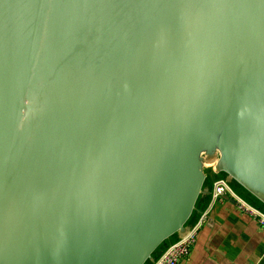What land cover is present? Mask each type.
<instances>
[{"label": "water", "instance_id": "95a60500", "mask_svg": "<svg viewBox=\"0 0 264 264\" xmlns=\"http://www.w3.org/2000/svg\"><path fill=\"white\" fill-rule=\"evenodd\" d=\"M206 164L264 205V0H0V264H144Z\"/></svg>", "mask_w": 264, "mask_h": 264}, {"label": "crops", "instance_id": "0c3cea01", "mask_svg": "<svg viewBox=\"0 0 264 264\" xmlns=\"http://www.w3.org/2000/svg\"><path fill=\"white\" fill-rule=\"evenodd\" d=\"M212 176L206 177L208 187L198 209L208 200ZM178 264H264V228L232 201L216 203L189 255Z\"/></svg>", "mask_w": 264, "mask_h": 264}, {"label": "built area", "instance_id": "2783aa9c", "mask_svg": "<svg viewBox=\"0 0 264 264\" xmlns=\"http://www.w3.org/2000/svg\"><path fill=\"white\" fill-rule=\"evenodd\" d=\"M213 173L214 175L209 178L210 190L206 204L201 209H198L193 219L189 221L186 233L167 245L151 264H178L182 259L186 258L196 242L198 232L216 203L232 201L240 212L248 215L260 227L264 228V211L236 193L224 177L214 171Z\"/></svg>", "mask_w": 264, "mask_h": 264}, {"label": "rangeland", "instance_id": "374dc122", "mask_svg": "<svg viewBox=\"0 0 264 264\" xmlns=\"http://www.w3.org/2000/svg\"><path fill=\"white\" fill-rule=\"evenodd\" d=\"M204 171L206 173V177H210L212 175H214L213 171H212V166L206 164L204 166ZM220 176L224 177L228 182L229 184L231 185V187L233 188V190L238 193L241 197H243L246 201H248L249 203H251L252 205L258 207L259 209L263 210L264 211V206L261 207V206H258L257 204H255L254 201H256L254 199L253 196H251L246 190H244L241 186H239L237 183L233 182L232 180H228L227 176L223 173H219ZM208 181L206 180L204 186H207L208 187Z\"/></svg>", "mask_w": 264, "mask_h": 264}, {"label": "trees", "instance_id": "16d2710c", "mask_svg": "<svg viewBox=\"0 0 264 264\" xmlns=\"http://www.w3.org/2000/svg\"><path fill=\"white\" fill-rule=\"evenodd\" d=\"M204 188V190H205V186L203 187ZM204 195H206L205 194V192L203 193V194H201L199 197H198V200H197V203H196V207L198 206V204H199V202L201 201V199H202V197L204 196ZM255 199V198H254ZM256 201H254L255 202V204H257L258 206H261V207H263L264 205L261 203V202H259L257 199H255ZM198 208V207H197ZM196 212L197 211H195L194 213H193V215L190 217V220L189 221H191L192 219H193V217L195 216V214H196ZM189 223V222H188ZM179 236H178V234H174V235H172L171 237H169L167 240H165L154 252H153V254H152V258L150 259V260H147L144 264H151L152 263V261L155 259V258H157V256L161 253V251L167 246V245H169L171 242H173V241H175L177 238H178Z\"/></svg>", "mask_w": 264, "mask_h": 264}]
</instances>
